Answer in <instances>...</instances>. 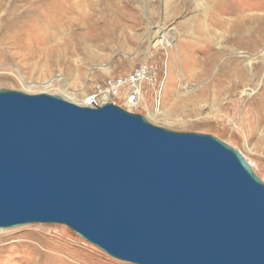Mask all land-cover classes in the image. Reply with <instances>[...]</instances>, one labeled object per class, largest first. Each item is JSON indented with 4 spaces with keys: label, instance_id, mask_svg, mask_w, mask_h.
I'll list each match as a JSON object with an SVG mask.
<instances>
[{
    "label": "water",
    "instance_id": "obj_1",
    "mask_svg": "<svg viewBox=\"0 0 264 264\" xmlns=\"http://www.w3.org/2000/svg\"><path fill=\"white\" fill-rule=\"evenodd\" d=\"M30 224L131 264H264V182L212 135L0 88V230Z\"/></svg>",
    "mask_w": 264,
    "mask_h": 264
},
{
    "label": "rangeland",
    "instance_id": "obj_2",
    "mask_svg": "<svg viewBox=\"0 0 264 264\" xmlns=\"http://www.w3.org/2000/svg\"><path fill=\"white\" fill-rule=\"evenodd\" d=\"M71 1L0 0V88L86 106L97 85L151 67L156 89L144 85L135 112L126 105L127 88L110 103L167 130L218 138L264 182V122L253 124L251 113L264 100V0H76L83 9L67 19L53 8ZM222 6L230 14L223 11L218 28L214 16ZM235 26L243 46L230 50ZM77 33L88 41L84 49ZM238 57L245 71L251 61L252 76L235 85L234 95L214 92L210 84ZM0 264L131 263L109 257L66 226L30 224L0 230Z\"/></svg>",
    "mask_w": 264,
    "mask_h": 264
},
{
    "label": "bare ground",
    "instance_id": "obj_3",
    "mask_svg": "<svg viewBox=\"0 0 264 264\" xmlns=\"http://www.w3.org/2000/svg\"><path fill=\"white\" fill-rule=\"evenodd\" d=\"M74 2L71 1L70 3H67L64 6L63 5H59L57 3V4L53 5V8H54V10L57 9V11H59L60 13L61 12L62 13H65L66 12V14H65V18L66 19L67 18H72L73 16L78 15L81 12V10L83 9L82 8L83 7L82 4H79L77 2L79 4V5H77V3H74ZM215 8H217V6ZM221 8L220 9H217V11L215 13V16H214L215 25H214V23H213V25L216 26V27H218V28H220V26H222L224 24V20L225 19H223V16H222L223 15V11L225 13H229L228 11H226V10L223 9V6ZM77 12H78V14H77ZM230 12H234V11H230ZM82 17L85 18V16H82ZM85 20H86V18L84 19V21H81V22H78V23L84 25ZM61 26H63L62 23H61ZM237 26L233 27V30H232L234 32V36L235 37H234V39L230 40L231 41L230 50H237V49L241 48V46H243V44L241 43L240 38L238 36V35H240V33L237 30V28H238ZM242 30H244V29H242ZM80 36H81V33H77V46H79L82 49H84L85 48V45L87 44L88 41L87 42H82ZM261 37H262V35L260 36V38ZM206 38H207L206 43L208 41L207 48L209 50L211 48L210 47L211 46L210 39H212V38L211 37L209 38L208 36ZM96 40H100V39L96 38ZM166 42L168 43V41H166ZM202 42L205 43L204 38H202ZM255 42L256 41H254V45H255ZM251 44H252V42L249 43V46L251 48H252V46L254 47V45H251ZM214 55L213 56L210 55V57H209L210 58V64L213 62ZM241 56H242V54H241ZM240 58H242V57L230 59L228 61V63H227L228 64V67H229L228 70L226 71L227 74L226 75L225 74L222 75L220 77L221 79H216L214 81V83L210 84V87L215 90L214 92H218V94H221L222 92H227L229 94H233V93H235L234 90L236 89V86L235 85H241L244 82L246 76H248V75L249 76H252L251 74H249V73H251V69H252L251 61H248L247 62V64H246V71H245V70H243V68H240V65L243 63V61L245 59L244 58L240 59ZM223 69H224V67H223ZM84 99H86V96H84ZM90 99L91 98L86 99V102L89 101ZM146 107H147V105H146ZM251 113L253 114V117H254L253 124L258 125V126L261 125L264 122V100L256 101V107L254 108V111L251 112Z\"/></svg>",
    "mask_w": 264,
    "mask_h": 264
},
{
    "label": "built area",
    "instance_id": "obj_4",
    "mask_svg": "<svg viewBox=\"0 0 264 264\" xmlns=\"http://www.w3.org/2000/svg\"><path fill=\"white\" fill-rule=\"evenodd\" d=\"M146 84L155 90L157 86L156 74L151 67L140 65L124 76L107 79L102 84L97 85L86 106H101L108 103L119 96L122 92L121 89L127 88L126 105L129 111L135 112L140 107L143 87Z\"/></svg>",
    "mask_w": 264,
    "mask_h": 264
}]
</instances>
